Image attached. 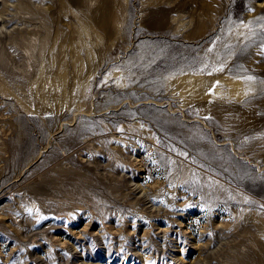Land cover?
Instances as JSON below:
<instances>
[{
    "label": "rangeland",
    "instance_id": "rangeland-1",
    "mask_svg": "<svg viewBox=\"0 0 264 264\" xmlns=\"http://www.w3.org/2000/svg\"><path fill=\"white\" fill-rule=\"evenodd\" d=\"M0 264H264V0H0Z\"/></svg>",
    "mask_w": 264,
    "mask_h": 264
},
{
    "label": "bare ground",
    "instance_id": "bare-ground-1",
    "mask_svg": "<svg viewBox=\"0 0 264 264\" xmlns=\"http://www.w3.org/2000/svg\"><path fill=\"white\" fill-rule=\"evenodd\" d=\"M158 14H160L159 15V24H161V23H163L164 22V18H165V15H166V11H165V9L163 10V9H161V8H159L158 9ZM157 14V15H158ZM156 15V16H157ZM62 18V17H61ZM86 19V18H85ZM3 21V20H2ZM7 21V20H6ZM95 25V24H94ZM107 25V24H106ZM72 26V25H71ZM102 27V26H101ZM181 27V26H180ZM69 28V27H68ZM71 28V27H70ZM97 28V27H96ZM178 28V27H177ZM37 29V28H36ZM77 29V28H76ZM71 30V29H70ZM79 30V29H78ZM82 33V32H81ZM16 34V33H15ZM23 34V33H22ZM21 34V35H22ZM64 34H66V33H64ZM47 36H49V35H47ZM22 37V36H21ZM34 37H31V39H33ZM21 40V39H20ZM32 41V40H31ZM36 43V42H35ZM84 45V44H83ZM36 48V47H35ZM13 51V50H12ZM23 55V54H22ZM189 74V73H188ZM196 86V85H195ZM45 87V86H44ZM205 88V87H204ZM187 93V92H186ZM198 94V93H197ZM195 101H196V99H195ZM150 102V101H149ZM243 112V111H242ZM241 112V113H242ZM26 144V143H25ZM44 146V145H43ZM95 154V153H94Z\"/></svg>",
    "mask_w": 264,
    "mask_h": 264
}]
</instances>
